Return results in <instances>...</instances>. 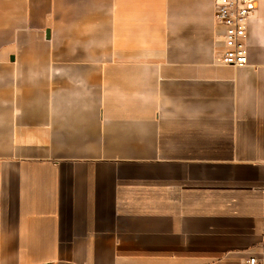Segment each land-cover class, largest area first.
<instances>
[{"label": "crops", "instance_id": "obj_1", "mask_svg": "<svg viewBox=\"0 0 264 264\" xmlns=\"http://www.w3.org/2000/svg\"><path fill=\"white\" fill-rule=\"evenodd\" d=\"M260 3L236 68L214 0H0V264L260 252Z\"/></svg>", "mask_w": 264, "mask_h": 264}, {"label": "built area", "instance_id": "obj_2", "mask_svg": "<svg viewBox=\"0 0 264 264\" xmlns=\"http://www.w3.org/2000/svg\"><path fill=\"white\" fill-rule=\"evenodd\" d=\"M259 0H214L215 24L221 28L222 63L236 68L248 65V26L256 17ZM242 264H264V236L260 252Z\"/></svg>", "mask_w": 264, "mask_h": 264}, {"label": "rangeland", "instance_id": "obj_3", "mask_svg": "<svg viewBox=\"0 0 264 264\" xmlns=\"http://www.w3.org/2000/svg\"><path fill=\"white\" fill-rule=\"evenodd\" d=\"M260 4H261V7L260 8H264V1L260 0Z\"/></svg>", "mask_w": 264, "mask_h": 264}]
</instances>
